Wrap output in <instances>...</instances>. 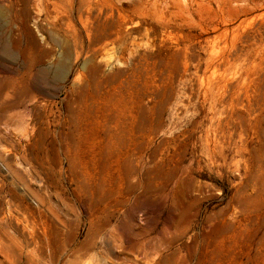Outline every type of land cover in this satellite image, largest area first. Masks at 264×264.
I'll return each instance as SVG.
<instances>
[{
	"label": "rangeland",
	"instance_id": "rangeland-1",
	"mask_svg": "<svg viewBox=\"0 0 264 264\" xmlns=\"http://www.w3.org/2000/svg\"><path fill=\"white\" fill-rule=\"evenodd\" d=\"M0 264H264V0H0Z\"/></svg>",
	"mask_w": 264,
	"mask_h": 264
}]
</instances>
